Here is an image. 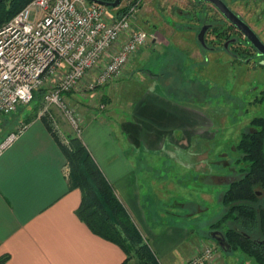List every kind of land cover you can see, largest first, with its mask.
<instances>
[{"label": "crops", "instance_id": "crops-1", "mask_svg": "<svg viewBox=\"0 0 264 264\" xmlns=\"http://www.w3.org/2000/svg\"><path fill=\"white\" fill-rule=\"evenodd\" d=\"M154 47L156 43L149 44L135 59ZM195 57L199 59L197 54L191 58ZM129 68L137 69V63H131ZM143 71L130 73L122 83L111 84L109 89L122 85L119 91L131 99L125 100L120 113H88L86 107H80L85 110L77 113L80 139L144 239L156 247V251L151 249L159 263L183 264L189 259H185L187 253L192 254L200 241L198 237L187 241L191 236L184 234L182 224L178 227L175 220L182 217L178 214L184 205L175 199H183V187L180 196H174L171 191H178L177 184L153 186L152 183L169 179H153L148 174L150 170L146 172L138 166L141 162L150 166L151 156L163 153L184 158L183 152L192 149L196 141H214L215 126L196 108L167 95L168 81L162 87L156 74ZM102 88L97 90L103 91ZM136 91L141 92L138 99L129 97ZM71 97L75 95L66 96L69 101ZM59 125L66 137L73 134L67 122L59 120ZM209 132L213 134L210 138ZM181 158L187 166L193 161ZM68 170L58 142L38 117L0 155V259L8 257L6 264H122L126 260L118 245L95 235L77 216L82 194L70 189ZM154 204L162 206L159 213L152 208ZM168 216L171 226L163 228L165 234H157L158 220ZM183 246L186 249L178 251Z\"/></svg>", "mask_w": 264, "mask_h": 264}, {"label": "rangeland", "instance_id": "rangeland-1", "mask_svg": "<svg viewBox=\"0 0 264 264\" xmlns=\"http://www.w3.org/2000/svg\"><path fill=\"white\" fill-rule=\"evenodd\" d=\"M161 4V0H154L152 9L145 0L137 15L138 26L151 37L149 44L156 43V47L147 48L141 54L140 59L134 58L131 62L132 64L136 62L138 68L135 70L129 68L130 63L116 76L117 80L104 87V89L108 88L107 90L102 88L103 91H88L86 89L88 81L95 76V74L90 75L83 81L80 90L73 93L75 97H71L72 101L68 100V103L75 109L76 114L85 112L80 108L82 106L88 109V113H120L124 109L125 100L130 98L119 91L122 85L115 86V89H109L111 84L122 83V79H125L130 73L138 74L141 69L145 70L143 72L156 74L162 87H164L163 82L168 81L169 90L165 91L167 95L174 96L183 104L196 108L199 113L209 119L212 127L215 126L214 141L209 140V143L204 142L205 144H203L201 141L205 140L201 139L199 144L196 141L191 147L192 149L183 152V159L193 160L190 165H184L180 161L181 157L175 159V157L172 158L163 153L151 156L150 166L149 163L143 164L141 161L138 166L146 172L150 170L148 174L153 179L159 177L169 179L163 183L160 181L152 183L153 186L165 184L167 187V185L177 184L178 191H171L174 196H180V187H183V199L181 197L175 199L184 205L183 212L178 214L183 218L178 216L175 220L178 222V227L182 224L184 234L191 236L187 241L195 237L200 239L198 246L194 247V252L187 253L185 259H189L183 264L189 263L195 257L202 256L204 251L209 248H214L216 252V258L212 264H257L241 252H224L216 241L207 236L211 231V224L222 217L223 209L220 199L224 191L227 190L230 182L241 178L239 170L246 166L243 163H238L241 156L237 151V145L241 136L246 132L253 131L250 126L253 119L264 118V100L261 101L264 91L263 70L258 72V68L253 70L249 68L246 71L244 66L238 64L224 61H204L196 57L191 58V54L179 51L175 45H181V40L175 32L171 34L165 29L160 17ZM108 10L112 15L117 14L115 8H108ZM33 17L34 14L32 19ZM49 88L50 86L45 87L44 91ZM140 93L137 94L136 91L129 97L138 99ZM43 107L44 102L37 95L34 102L26 106H19L13 114L0 120V141L7 134L9 136L26 124L28 119L38 117L36 113L39 114ZM50 112L58 121L66 122L57 109L51 108ZM200 120L203 121L202 117ZM79 122L81 125L80 120ZM211 130L212 128H209V131ZM72 135L76 134L73 132ZM210 136L213 134H210L209 138ZM195 153L198 156H194ZM208 158L209 160H207ZM196 160L199 161L197 165ZM196 170H199L200 173ZM206 173L208 174L205 175ZM147 194L149 195V193ZM203 194L207 195L203 197ZM152 198L157 200L154 196ZM152 208L159 213L162 206L154 204ZM170 218L168 216L158 222L156 220L158 223L156 225L157 234L167 232L163 228L171 226L172 219ZM150 243V248L156 251V247L152 246V241ZM183 248L186 249V246L179 247L178 251L182 252Z\"/></svg>", "mask_w": 264, "mask_h": 264}, {"label": "built area", "instance_id": "built-area-1", "mask_svg": "<svg viewBox=\"0 0 264 264\" xmlns=\"http://www.w3.org/2000/svg\"><path fill=\"white\" fill-rule=\"evenodd\" d=\"M144 2L124 0L112 15L107 7L88 0H32L0 29V120L50 86L38 119L46 118L67 146V137L50 112L57 109L81 138L80 122L66 96L79 91L92 74L86 89L105 87L149 45L150 35L137 22ZM27 128L23 124L10 134L0 144V155ZM215 256V249L209 248L187 264H212Z\"/></svg>", "mask_w": 264, "mask_h": 264}, {"label": "trees", "instance_id": "trees-1", "mask_svg": "<svg viewBox=\"0 0 264 264\" xmlns=\"http://www.w3.org/2000/svg\"><path fill=\"white\" fill-rule=\"evenodd\" d=\"M31 1L0 3V29ZM45 94L44 89L35 92L32 102L37 95L43 102ZM43 123L67 160L70 189L82 194L76 212L79 219L95 235L123 250L126 260L122 264H160L82 140L69 135V144L63 145L46 118ZM250 126L253 131L244 133L237 145L241 156L238 163L246 166L239 170L241 178L233 180L224 191L220 199L222 217L211 224V231L225 235L232 248L230 253L241 252L257 264H264V118L253 119ZM207 237L211 239L209 233ZM7 258L0 259V264H6Z\"/></svg>", "mask_w": 264, "mask_h": 264}, {"label": "flooded vegetation", "instance_id": "flooded-vegetation-1", "mask_svg": "<svg viewBox=\"0 0 264 264\" xmlns=\"http://www.w3.org/2000/svg\"><path fill=\"white\" fill-rule=\"evenodd\" d=\"M147 3L153 9L154 0ZM161 3V20L165 29L171 34L175 32L181 40V45H175L179 51L190 56L197 54L204 61L238 64L245 70L258 68L264 74V49H258L244 30L251 32L264 47V0H161Z\"/></svg>", "mask_w": 264, "mask_h": 264}, {"label": "water", "instance_id": "water-1", "mask_svg": "<svg viewBox=\"0 0 264 264\" xmlns=\"http://www.w3.org/2000/svg\"><path fill=\"white\" fill-rule=\"evenodd\" d=\"M7 0H0V3L5 2ZM89 2L92 3H96L102 6H105L107 8H118L123 0H115L114 2H108L105 0H88ZM246 31V33L248 34L249 39L255 44V46L262 50L264 49V47L260 44V42L258 41V39L251 33H248V31L246 29H244ZM209 236L211 239H213L214 241H216L219 244V247L227 253H230L232 251L231 245L228 243L225 235L220 232V231H211L209 233Z\"/></svg>", "mask_w": 264, "mask_h": 264}]
</instances>
